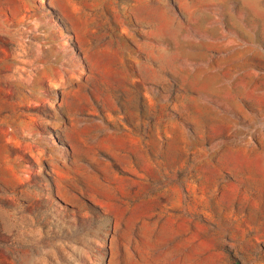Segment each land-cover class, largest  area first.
I'll use <instances>...</instances> for the list:
<instances>
[{
    "label": "rangeland",
    "instance_id": "obj_1",
    "mask_svg": "<svg viewBox=\"0 0 264 264\" xmlns=\"http://www.w3.org/2000/svg\"><path fill=\"white\" fill-rule=\"evenodd\" d=\"M0 264H264V0H0Z\"/></svg>",
    "mask_w": 264,
    "mask_h": 264
}]
</instances>
